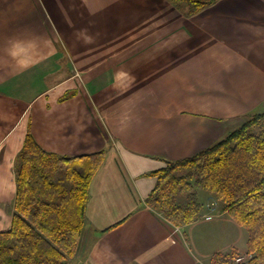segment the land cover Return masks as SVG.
Segmentation results:
<instances>
[{
  "label": "crops",
  "instance_id": "1",
  "mask_svg": "<svg viewBox=\"0 0 264 264\" xmlns=\"http://www.w3.org/2000/svg\"><path fill=\"white\" fill-rule=\"evenodd\" d=\"M262 112L264 0H217L192 15L169 0H0V232L31 133L61 155L104 151L69 264L248 254V230L212 194L198 192L201 217L184 226L146 199L152 171Z\"/></svg>",
  "mask_w": 264,
  "mask_h": 264
},
{
  "label": "trees",
  "instance_id": "2",
  "mask_svg": "<svg viewBox=\"0 0 264 264\" xmlns=\"http://www.w3.org/2000/svg\"><path fill=\"white\" fill-rule=\"evenodd\" d=\"M187 15L217 0H169ZM264 112L224 138L151 174L146 202L177 226L201 217L198 189L215 197L249 232L243 264H264ZM257 127V128H256ZM104 151L67 156L45 150L31 133L15 163L17 192L8 230L0 232V264H69L79 247L93 176ZM239 253H216L213 264H239Z\"/></svg>",
  "mask_w": 264,
  "mask_h": 264
},
{
  "label": "built area",
  "instance_id": "3",
  "mask_svg": "<svg viewBox=\"0 0 264 264\" xmlns=\"http://www.w3.org/2000/svg\"><path fill=\"white\" fill-rule=\"evenodd\" d=\"M208 218H211V216H208ZM246 257H251V255H239L236 257L235 261L236 263L243 264L247 261Z\"/></svg>",
  "mask_w": 264,
  "mask_h": 264
},
{
  "label": "rangeland",
  "instance_id": "4",
  "mask_svg": "<svg viewBox=\"0 0 264 264\" xmlns=\"http://www.w3.org/2000/svg\"><path fill=\"white\" fill-rule=\"evenodd\" d=\"M198 192L201 194V193H208V192H206V191H204V190H202V189H198ZM200 194H198L199 196H198V198H199V200L203 203V204H205V200H203L201 197H200ZM239 255H247V253H245V254H239ZM238 255V256H239ZM237 257V256H236ZM250 257H246V259L248 260Z\"/></svg>",
  "mask_w": 264,
  "mask_h": 264
}]
</instances>
